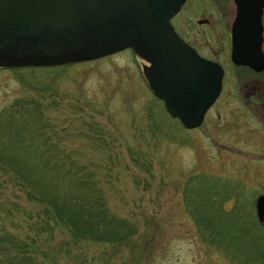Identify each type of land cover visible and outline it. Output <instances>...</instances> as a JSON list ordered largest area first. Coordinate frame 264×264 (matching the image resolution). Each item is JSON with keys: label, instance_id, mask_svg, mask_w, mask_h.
<instances>
[{"label": "rangeland", "instance_id": "1", "mask_svg": "<svg viewBox=\"0 0 264 264\" xmlns=\"http://www.w3.org/2000/svg\"><path fill=\"white\" fill-rule=\"evenodd\" d=\"M180 13L172 25L227 71L221 95L197 128L186 129L169 116L143 74L147 62L130 49L67 61L55 65H68L64 68L36 71L33 78L14 69L23 66L0 63V114L5 116L18 99L33 98L45 122H94L101 128L107 147L85 155L109 173L104 188L111 210L137 229L126 245L73 239L57 227L37 236L30 226L43 212L0 186V210L7 217L0 219V232L27 243L25 249L0 246V264L19 259L24 264H264V226L255 210L257 196L264 195V122L255 119L259 114L264 121V111L244 104L252 96L238 92L241 84L235 78L241 68L225 60V33L235 5L232 0H187ZM204 18L208 25L198 23ZM253 76L247 74L249 86ZM20 77L33 85L46 78L55 91L36 93ZM66 145L84 149L82 139ZM192 206H203L213 217L212 210L221 208L228 221L239 217L237 232L246 225V233L236 240L241 251L205 240Z\"/></svg>", "mask_w": 264, "mask_h": 264}, {"label": "water", "instance_id": "2", "mask_svg": "<svg viewBox=\"0 0 264 264\" xmlns=\"http://www.w3.org/2000/svg\"><path fill=\"white\" fill-rule=\"evenodd\" d=\"M233 1L237 12L231 25L230 59L235 65L262 71L264 0ZM184 2L0 0V63L57 65L127 48L141 56V43L151 40L156 48L155 59L173 79L164 92L166 108L185 128H195L219 96L224 70L218 62L201 57L175 32L171 19ZM71 55L74 58L65 60ZM143 74L148 76L146 66ZM255 210L258 222L264 226L263 194L257 196Z\"/></svg>", "mask_w": 264, "mask_h": 264}, {"label": "trees", "instance_id": "3", "mask_svg": "<svg viewBox=\"0 0 264 264\" xmlns=\"http://www.w3.org/2000/svg\"><path fill=\"white\" fill-rule=\"evenodd\" d=\"M66 66H24L14 69L21 74L29 73L33 78L38 76L34 73L36 71L46 73ZM19 79L25 87L33 85L23 77ZM45 80L34 84L30 90L39 94L55 91ZM40 108L33 98L18 99L5 111V116L0 114V186L20 193L25 202L32 203L43 212V216L36 215L37 221H32L30 226L37 236L57 227L65 229L73 239L129 244L136 236V226L111 210L104 188L109 181V173L104 174L101 164L97 165L95 160L85 155L88 154L86 151L97 152L99 148L107 147L101 128L94 122H45ZM75 139L83 140L84 149L81 146L73 149L67 147V141ZM16 205L13 203L14 208ZM192 209L205 240L224 250L231 248L241 251L236 240L246 233V225L237 232L239 217H229V221L223 219L221 216L226 212L221 208L219 212L217 208L210 211L214 217L206 214L203 206H192ZM251 217L252 222L262 230L255 217ZM6 218L0 210V219L3 221ZM0 246L25 249L27 243L17 241L10 232L1 231ZM262 258L264 253L260 256ZM246 260H243L244 263ZM24 261L6 260L2 264H24Z\"/></svg>", "mask_w": 264, "mask_h": 264}, {"label": "flooded vegetation", "instance_id": "4", "mask_svg": "<svg viewBox=\"0 0 264 264\" xmlns=\"http://www.w3.org/2000/svg\"><path fill=\"white\" fill-rule=\"evenodd\" d=\"M186 1L187 0H185L183 5L181 6V9L179 10V12L175 16L172 17L171 23H172V20H174L176 17L179 16L181 18V13L180 12L185 7ZM233 4L235 5L234 1H233ZM247 11H250V8H248ZM252 11L254 12L253 8H252ZM236 12H237V8H236V5H235V16H234L232 22L234 21V19L236 17ZM185 17L186 16H184L183 19L187 22V18H185ZM197 21H198V23H205V25H208L210 20L208 18H204L202 20L198 19ZM232 22H231V25H232ZM231 25H230V32H231ZM261 25H262V29H263L262 30V38H263L262 47H263V43H264V3H263L262 8H261ZM218 26H221V25L219 24ZM173 28L176 31V33L179 35V37H181L185 42H187L191 47H193L201 57L216 61L212 57L205 56L202 51H200L197 48H195V46L191 43V41H189L185 37L186 35H183V33H181L176 26L173 25ZM230 32H228V33L226 32L225 33V39H226V49H225V51L226 52H227V50L229 51V55H228V57L225 60L231 66V65H235V64L232 63V61L230 59V47H231V35H230ZM112 44H114V40L112 41ZM141 45H142V48H143L142 49V51H143L142 54L143 55H141L140 57L147 62V65H144V66L147 67L148 76L145 77V78L147 80L148 86H149L151 92L153 93V95L157 99H159L161 101L162 106L164 107V109L167 111V113L171 117V115H170V113L167 110L166 105H165L164 92L167 90L168 86H171L173 84V79H172L169 71L166 68L162 67V65L160 64V61L158 59H155V57L157 55H156L155 44L153 43V41H151V40L150 41H144V42L141 43ZM262 51L264 53L263 49H262ZM235 66H237L238 68H241V73H239L237 78H235L236 84L237 85H238V83L241 84L240 88L237 87L238 88V92L240 94H243V96H246V97H249L248 95L252 96L250 98V101L246 102L244 104L249 105L251 103L252 105H254L253 107H255V105H257V106H259L258 109L256 108L257 111H261V110L264 111V70L255 71V70H253L252 68H250L248 66H244V65H235ZM222 68L224 70V74H223V78H222V87H221L220 95L222 93V90H223V87H224V80H225V77L227 75L226 74V72H227L226 68H224V66H222ZM250 72H252V74L254 75L253 79H250L251 83H252L251 86L248 85L249 83L246 84L247 83V80H246L247 78L246 77H247V74H249ZM149 78L152 80V82H153L152 84H150ZM232 78H233V76H232ZM233 82H234V80H233ZM244 88L247 89V91H244ZM234 89H235V87H234ZM243 105H241L239 103V106L241 108L245 109L243 107ZM206 113H205V115H206ZM205 115H204V118H205ZM258 115H257L258 118L255 119L256 122H264V121L261 120V118H262L261 115H259L260 119H259ZM172 118H175L176 120H178L180 122L178 117H173L172 116Z\"/></svg>", "mask_w": 264, "mask_h": 264}]
</instances>
